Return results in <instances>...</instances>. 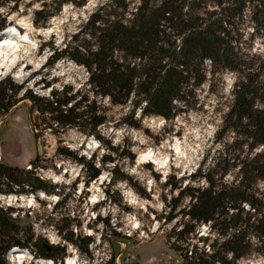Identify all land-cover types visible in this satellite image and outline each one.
<instances>
[{"label": "trees", "instance_id": "trees-1", "mask_svg": "<svg viewBox=\"0 0 264 264\" xmlns=\"http://www.w3.org/2000/svg\"><path fill=\"white\" fill-rule=\"evenodd\" d=\"M22 1L0 0V8L18 9ZM35 1L42 6L35 9L34 22L47 26L65 4L82 7L89 0ZM52 5L56 7L50 9ZM11 23L0 12V32ZM257 39L262 48H255ZM50 46L53 61L71 59L86 68V87L64 85L47 97L31 92L28 97L54 132L76 128L102 142L101 130L111 121L106 101L128 108L121 121L129 127L139 128L151 116L173 121L195 108L197 91L206 83L233 73V102L217 131V156L213 166H201L193 175L205 184L167 178L172 196L166 199L164 217L172 221L181 216L171 246L187 243L185 256L193 264H237L254 253L264 256V0H98L64 47ZM20 88L11 78L0 81V116L17 101L13 98ZM62 153L73 155L69 149ZM74 159L89 172L86 184L101 174L83 155ZM119 179L110 181L114 186ZM54 187L31 169L0 163L1 192L47 193ZM184 199L188 203L175 213ZM106 200L111 202L112 195ZM12 210L0 205V264H9L6 256L15 250L58 262L55 248L39 244L33 228L21 224ZM203 224L210 232L199 239L210 242V254L189 247ZM210 234L215 236L211 241ZM66 239L77 243L72 236ZM88 244L81 247L87 251ZM104 264H115V258Z\"/></svg>", "mask_w": 264, "mask_h": 264}, {"label": "rangeland", "instance_id": "rangeland-1", "mask_svg": "<svg viewBox=\"0 0 264 264\" xmlns=\"http://www.w3.org/2000/svg\"><path fill=\"white\" fill-rule=\"evenodd\" d=\"M97 3L98 0H89L82 7L65 4L47 26H37L34 22V11L42 6L35 0H23L18 9H12V5L0 8L12 22L0 38L11 33L17 35L20 30L18 36L29 34L33 41L12 69L0 70V81L11 78L22 85L13 98L19 102L0 116V163L32 171L37 166L40 170L34 173L55 186L47 193L0 191V205L11 207L14 218L31 226L39 244L46 241L53 246L57 261H63L62 264L66 258L75 256L76 249L79 264L104 263L114 258L115 264H193L194 260L185 256L187 243L177 242L179 249L171 246L176 239L171 233L181 216L165 221L169 210L166 199L172 196L166 180L171 177L173 182L205 184L204 179L199 181L193 175L201 166H213V157L220 147L217 131L233 102L235 75L226 72L211 85L206 83L197 91L195 108L173 121L151 116L142 120L139 128L129 127L121 121L128 108L112 106L106 101L111 121L101 130L104 142L76 128L54 132L43 123V117L28 95L31 92L47 97L52 89H62L64 85L74 89L86 87V68L71 59L53 61L50 43L59 49L64 47ZM55 7L52 5L50 9ZM254 46L262 48L261 41L257 39ZM66 149L73 155H64L62 151ZM145 152H151V156L143 159L141 155ZM76 155H83L101 169V174L86 184L89 172L74 159ZM152 156L165 163L160 164ZM105 158L109 159L106 164L103 163ZM55 176L61 178L60 183L55 182ZM112 176L120 178L114 186L110 181ZM232 178L229 175L226 179L231 181ZM108 189L110 193H106ZM94 190L100 201L88 207L87 200ZM109 194L111 202L104 201ZM12 195H16V199L12 200ZM187 203L188 199L182 200L175 213ZM90 228L94 233L90 234ZM197 232L189 239L190 250L196 246L198 252L205 250L210 254V242L203 244L199 239L209 234V225H201ZM67 236H72L77 243L68 241ZM214 237L210 234V241ZM85 242H89L87 251L81 247ZM32 254L34 252L27 251L22 264H40L37 259L41 257L32 259ZM228 257L231 259L230 255ZM6 260L15 264L9 260V254ZM237 264H264V256L254 253Z\"/></svg>", "mask_w": 264, "mask_h": 264}, {"label": "bare ground", "instance_id": "bare-ground-1", "mask_svg": "<svg viewBox=\"0 0 264 264\" xmlns=\"http://www.w3.org/2000/svg\"><path fill=\"white\" fill-rule=\"evenodd\" d=\"M28 26H30V25H28ZM47 29L50 30L51 27H49ZM20 32L21 31H19V34H20ZM19 34L16 35L15 33H11V36L9 35V36H5V37L0 38V70L12 69L15 66V64L17 63V60L21 56L22 52L26 49L28 50L29 45L33 44V41H32L29 34H28V36H26V35L23 36L21 33V35L18 36ZM21 76H22V73L19 75V77H21ZM92 143L93 142L91 141L90 144H92ZM150 156H151V152L150 153L145 152L141 155V158L146 159V158H149ZM152 157H153V159L159 161L160 164L165 163V160H160L158 158H155L154 156H152ZM55 182L60 183L61 178L56 177ZM95 187L98 188L97 186H95ZM95 187H93V188H95ZM82 191H83V189L81 187V192ZM15 197H16V195L10 196V198L12 200L16 199ZM98 198H99V194H97L96 190H94L91 197L87 200L88 207H92L95 204V202H97L96 200ZM88 230L90 231V234L94 233L93 229L90 228ZM26 256H27V251H12L11 253H9V260L14 262L15 264H22L23 258H25ZM74 257L72 256V257L66 258V262H64V264H79L78 259H76L77 256L75 258ZM39 263L40 264H58L54 261H50L47 258L46 259L45 258L39 259Z\"/></svg>", "mask_w": 264, "mask_h": 264}, {"label": "water", "instance_id": "water-1", "mask_svg": "<svg viewBox=\"0 0 264 264\" xmlns=\"http://www.w3.org/2000/svg\"><path fill=\"white\" fill-rule=\"evenodd\" d=\"M19 101H16L14 104H12L5 112H8V111H10V109L14 106V105H16L17 103H18ZM35 106V105H34ZM35 136H36V138H38V135H37V133L35 134ZM38 161V158H36V160H35V162H37ZM37 169H39V168H37V166L35 167V169L34 170H37ZM33 170V171H34ZM40 170V169H39ZM42 245L47 249V250H50L51 249V245H49L46 241H44V242H42ZM16 251V250H15Z\"/></svg>", "mask_w": 264, "mask_h": 264}, {"label": "built area", "instance_id": "built-area-1", "mask_svg": "<svg viewBox=\"0 0 264 264\" xmlns=\"http://www.w3.org/2000/svg\"><path fill=\"white\" fill-rule=\"evenodd\" d=\"M0 160H1V156H0ZM105 262H106V261H105ZM105 262H104V263H105ZM104 263H101V262H100V263H97V264H104Z\"/></svg>", "mask_w": 264, "mask_h": 264}]
</instances>
